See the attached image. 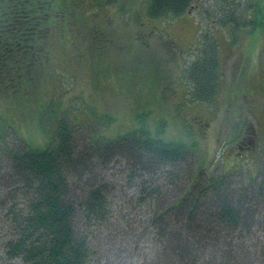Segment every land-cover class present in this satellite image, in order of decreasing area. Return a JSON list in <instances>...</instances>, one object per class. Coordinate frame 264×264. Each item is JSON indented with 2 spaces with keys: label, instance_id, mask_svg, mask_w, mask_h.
Wrapping results in <instances>:
<instances>
[{
  "label": "trees",
  "instance_id": "trees-1",
  "mask_svg": "<svg viewBox=\"0 0 264 264\" xmlns=\"http://www.w3.org/2000/svg\"><path fill=\"white\" fill-rule=\"evenodd\" d=\"M199 1L146 0L132 13L125 0H0V107L25 110L38 99L45 69L59 72L56 52L67 62L88 51L97 74L101 60L112 66L105 71L117 74L118 59L128 69L122 46L108 48L116 38L105 28L114 20L100 13L124 10L162 46L169 41L148 26L188 17ZM208 1L231 21L227 29L243 22L264 35V1L241 5L245 20L234 19L238 0ZM88 4L98 14L91 25ZM206 40L200 52L190 49L183 73L191 99L202 103L216 97L220 75L216 41ZM121 50V58L111 55ZM153 70L148 83L156 89L161 76ZM41 112L55 120L45 148L0 142V264H264V169L247 178L202 171L196 140L165 139L163 118L151 126L147 113L134 112L136 126L109 139L54 106ZM114 167L123 185L107 179Z\"/></svg>",
  "mask_w": 264,
  "mask_h": 264
},
{
  "label": "rangeland",
  "instance_id": "rangeland-1",
  "mask_svg": "<svg viewBox=\"0 0 264 264\" xmlns=\"http://www.w3.org/2000/svg\"><path fill=\"white\" fill-rule=\"evenodd\" d=\"M238 1L240 6L234 7L237 10L234 19L242 13L245 20L246 11L240 7L251 5H247L248 0ZM125 2L133 13L144 7L146 0ZM197 4L199 9L189 8L188 17L170 20L165 25V22H156L148 26L156 28L157 33L169 41L162 46L155 35L151 39L146 38L150 30L144 28L141 33L129 14L127 21L124 10L100 13L114 20L103 27L112 38H116L108 48L122 46L129 68L126 69L127 65L118 59L113 66L117 74L105 71L112 66L105 67L100 59L102 72L97 74L100 65L88 67L89 60L91 64L97 63L88 51L84 53L86 58L81 55L63 62L59 53L53 50L59 72L54 75L49 67L45 69L38 99L28 103L25 110L8 104L0 107V142L3 139L10 145H19L25 141L32 148H45L55 125L54 118L41 112L49 105L57 108L60 114L67 113L68 120L80 126L81 130L89 126L95 128L98 137L109 139L134 128L133 113L138 111L148 114L146 121L151 126L158 118H163L165 139L188 136L190 140H196L200 157L204 160L201 166L199 164L202 171L210 174L238 171L244 178L255 177L259 170L264 169V64L261 61L264 35L252 34L243 22L227 29L226 24L231 21L227 22L225 15L218 12L216 17L213 3L202 0ZM86 10L91 25L98 19V14L93 5L88 4ZM249 13L252 15L253 11ZM194 21L200 24L196 28ZM208 37L216 41L220 75L216 97L209 103H201L191 99L183 73L186 63L189 65L194 59L190 49L198 47L200 52L199 46ZM168 43L175 53L168 50ZM122 50L119 56L111 55L121 58ZM153 68L159 69L161 76L156 89L154 84L148 83V76L155 74ZM117 70L122 71L118 73ZM124 71H129L126 74L129 80L122 81ZM149 92L153 93V99ZM241 126H244L243 131L237 134ZM119 170L114 167L110 171L112 176L107 178L112 184L113 181L116 183L113 185L124 183L118 175Z\"/></svg>",
  "mask_w": 264,
  "mask_h": 264
},
{
  "label": "bare ground",
  "instance_id": "bare-ground-1",
  "mask_svg": "<svg viewBox=\"0 0 264 264\" xmlns=\"http://www.w3.org/2000/svg\"><path fill=\"white\" fill-rule=\"evenodd\" d=\"M170 187V186H169ZM169 227V226H168ZM162 249V248H161ZM22 252V251H21ZM97 263V262H96Z\"/></svg>",
  "mask_w": 264,
  "mask_h": 264
}]
</instances>
